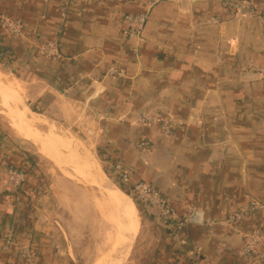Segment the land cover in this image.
I'll use <instances>...</instances> for the list:
<instances>
[{
	"label": "crops",
	"instance_id": "obj_1",
	"mask_svg": "<svg viewBox=\"0 0 264 264\" xmlns=\"http://www.w3.org/2000/svg\"><path fill=\"white\" fill-rule=\"evenodd\" d=\"M151 2L0 0V15L23 27L22 36L0 32V53L45 120L87 130L103 158L157 188L186 219L176 235L143 216L149 264H264V246L243 252L246 233H264V22L254 16L264 0ZM139 13L148 16L140 36L125 35V16ZM49 40L56 58L40 51ZM145 114L177 125L163 136L140 122ZM1 123L0 264H25L24 247L36 264H75L77 242L62 229L74 222L38 216L50 172ZM6 166L27 171L21 192L5 184ZM252 203L259 208L225 222Z\"/></svg>",
	"mask_w": 264,
	"mask_h": 264
},
{
	"label": "rangeland",
	"instance_id": "obj_2",
	"mask_svg": "<svg viewBox=\"0 0 264 264\" xmlns=\"http://www.w3.org/2000/svg\"><path fill=\"white\" fill-rule=\"evenodd\" d=\"M10 67H11V63L4 65L0 62V75L2 82L1 84H3L6 87H7L6 84L8 83L16 86L17 91L19 92L18 100L16 103L21 102L22 107L19 108L18 106H16V109L18 111L17 110L14 111L15 115L14 112L10 113V109H8L10 108L9 107L10 105L7 106L11 102L10 94L7 92V94L0 95V122H2L1 124L3 127V131L14 140H17L20 146L26 148L30 152V155H32L35 158V163L38 164L39 167H42L43 172L46 171L50 172V175L46 173L43 179V182L45 184L44 185L45 194H48L47 195L48 199L45 201L46 205L43 211H41L38 216L45 215L48 217V220L51 221L52 223L54 220H57L55 216L59 217L60 220L62 218L63 219L65 218L70 222H74L73 224L74 229L72 230V232L71 231L68 232L65 229V227H63L62 229L65 234L73 233L74 239L72 238V240H75L77 242V245L74 246L73 248L75 253L73 255L75 264H92L94 258L97 256L96 252L100 253L102 248L104 249L105 246L104 245L105 232L103 231V229L105 226L104 219L107 216L108 210L107 211L106 210L102 211V210L106 209L104 206L105 205L104 202L108 195V191H105L102 188L98 187L97 185L95 186L94 184L91 183L92 176L87 172L86 168L88 166L86 164L87 163L96 164L98 162L96 165L101 169V171L105 172L104 177L107 179V182L111 183L114 182V180L108 169L109 168V165L107 164L108 160L103 158L101 154H99L100 151L97 149V142L92 143L89 140H87V138L89 137L91 138V135L88 134L87 130L85 129L74 130V128L72 127L63 126L57 122L54 124V122H52L51 120L48 121L45 120L42 117L43 115L42 104L39 105L37 103H34L33 101L32 102L29 101V97L27 93L26 92L24 93L25 87L22 86V82L14 78ZM4 101L5 103H3ZM5 104L7 105L5 106ZM23 107L27 108V110H30L33 113L32 115L35 116V118L39 119L40 121H44L46 123V125H44L43 122L34 124V127H32L34 131H36L40 135L42 134L43 137H50L48 134L51 133L50 130H52V132L55 133L58 136V138L62 140L70 139L69 141L73 140V142L79 146V149L82 151V153L86 155L87 160L85 161L78 160L77 162L74 161L73 162L80 164L83 167L84 170L83 172L86 176V177H82L84 180H82L79 176H77V174L74 173L71 166L63 167L60 166V163L56 162L55 160L53 159L50 160L45 156L43 157V155L36 150L33 144L29 142L30 140H26L25 137L21 138L19 134L17 135L18 132L20 133V130L16 125L10 123L8 117L11 118L14 117L16 122L20 125L22 123V121H20L22 119L21 114L24 112ZM4 118L6 121L4 120ZM35 144L38 145L39 143L36 142ZM46 147L48 149V146ZM57 165L60 166V168ZM86 178L89 179L91 182H89ZM72 186L77 187V190H73V188H71ZM52 189L54 191H52ZM123 191L128 195V193L124 189ZM134 205L136 206V204ZM256 207L259 208V206L257 205ZM135 208L138 214L137 216H139L138 217L139 228L137 235H135L136 231L134 234H132V231L130 230L129 227L128 228H126V226L123 227L124 218L119 217L121 221V226L116 233L115 246L113 250L109 253L108 259L110 257V254L115 249H117L119 246L120 247L122 246L125 247L123 249L124 252H126V254L130 250L122 264H149L151 260L150 253L153 249V242L149 240L150 242L145 244L146 232L143 230L141 226L142 224L141 221H143V216H145V213L142 211L143 209L141 208V206L140 207L136 206ZM252 232L257 233L260 238L259 241L255 244V247L264 246V233H260L258 231H252ZM122 236L124 237L123 239L124 241L120 242ZM246 240L247 242L244 246L252 243V239L246 238ZM122 253L123 251L121 253H118L117 255H114L111 264L116 259H118V257Z\"/></svg>",
	"mask_w": 264,
	"mask_h": 264
},
{
	"label": "built area",
	"instance_id": "obj_3",
	"mask_svg": "<svg viewBox=\"0 0 264 264\" xmlns=\"http://www.w3.org/2000/svg\"><path fill=\"white\" fill-rule=\"evenodd\" d=\"M155 2H157V0H152L150 5L153 6ZM221 2H224L228 6L230 5L234 7L246 3V0H221ZM254 16H256V18H258L260 21L264 22V10L254 13ZM147 19L148 16L146 13L126 15L125 21L129 28L124 31V34H132L138 38L144 29ZM22 29L23 27L20 21L11 20L10 18L0 15V32L3 31L6 34L15 37L22 36ZM40 51L48 58H56L59 56L58 45L54 40H49L43 43L40 46ZM0 62L4 65H7L11 63V59L9 56L0 53ZM140 122L150 125H158L161 134L164 136L169 135L172 132V129L177 125L175 121L169 118L161 121L160 123L155 116L149 114L142 115ZM148 145L149 144L147 142H142L138 145V147L140 149H145L148 147ZM107 164L109 165V172L111 173L114 182L127 193L129 192L128 194L139 206H141L145 212H147V214L153 215V218L160 222L165 228L172 230L173 234L177 235L182 230L184 223H186V219H180L176 216L175 211L169 206L166 198L161 192L158 191L157 188L147 183L133 182L131 171L120 162H107ZM5 171L7 174L5 182L7 187L13 190L15 193L21 192L26 182L27 171L25 169L9 166H6ZM256 208V203H252L249 208L240 209L239 211L228 216V219H226L225 222L231 223L238 221L243 217L244 214H247L249 211ZM245 238L252 239V243L247 244L243 248L244 253L250 254L253 252L255 244L260 238L257 233L253 232L246 234ZM180 242L182 245L185 244L184 240H181ZM10 243V235H7L6 245L9 246ZM18 253L19 258L25 264H36V259L29 248L24 247Z\"/></svg>",
	"mask_w": 264,
	"mask_h": 264
},
{
	"label": "bare ground",
	"instance_id": "obj_4",
	"mask_svg": "<svg viewBox=\"0 0 264 264\" xmlns=\"http://www.w3.org/2000/svg\"><path fill=\"white\" fill-rule=\"evenodd\" d=\"M1 83L2 82H1V75H0L1 89H4V91L8 92L10 94V98H11V102L8 105L5 104V106L10 105L9 106L10 108H8V109H10V113H13L15 110H17L16 106L20 107L19 104H21V102L16 103L18 100L19 92L17 91V88L15 85L5 83L7 85V87H6ZM3 103H5V101ZM14 115H15V112H14ZM8 118H9L11 124L16 125L19 128L20 133L18 132L17 135L19 134V136L21 138H24V136H25L26 140H30V142L33 141L32 143L35 146L36 150L39 151V153L42 154L43 157L45 156L46 158H48L50 160L53 159L56 162L60 163V166H63V167L71 166L74 173L77 174V176H79L82 180H84L82 177H86V176L83 172L84 171L83 167L80 164H77L74 162H77L78 153L85 160H87V157L84 153H82V151L79 149V146L77 144H75L73 142V140H71V141H69L70 139H67V140L63 139L62 140V139L58 138V136L55 133H53L52 130H50L51 133L48 134L50 137H43L42 134H41L42 135L41 136L39 133L34 131L32 129V127H34V124H36V123L43 122L44 125H46V123L44 121H40L39 119L35 118V116L30 115L29 113H27V111L23 112L21 114L22 119L20 121H22V123L20 125L16 122L14 117L13 118L8 117ZM19 118H20V116H19ZM4 120H5V118H4ZM10 129H12V128H10ZM47 138L49 141L47 140ZM34 142L35 143L37 142L39 144L36 145ZM38 146H39V148H38ZM46 146H48V149ZM96 164H95V166H92V165L89 166V169H90V173L92 174V176H95L96 180H97L98 175H99V169L97 168L98 166ZM60 166H58V167L60 168ZM87 180L89 182H91L89 179H87ZM91 183L96 186L95 181H93ZM97 186L102 188L105 191H108V195H107L106 200L104 202V204H105L104 206L106 209H104L102 211L108 210L109 214L107 213L106 218L105 219L103 218L105 221V226L103 229V231L105 232L104 249L102 248L100 253L96 252L97 256L94 258V261L92 262V264H111V260L114 258V255L120 250V248H117L111 254L110 259L108 260V255L113 250V248L115 246L116 233L121 226V221H120L119 217H123L125 219L123 227H125V226H126V228L129 227L130 230L132 231V234H133V224H134L136 235H137L138 228H139V219H138L139 216H137L138 214H137V211L135 208L136 206L134 207L133 203L126 196H124L122 193H120L119 191H117L113 188H110L108 186H104L103 183H99V184H97ZM131 219H132V221H131ZM122 238H124V237L122 236ZM122 251H123V253L112 264H122L124 262V259L127 257L128 253L126 254V252H124V250H121L120 253Z\"/></svg>",
	"mask_w": 264,
	"mask_h": 264
},
{
	"label": "water",
	"instance_id": "obj_5",
	"mask_svg": "<svg viewBox=\"0 0 264 264\" xmlns=\"http://www.w3.org/2000/svg\"><path fill=\"white\" fill-rule=\"evenodd\" d=\"M3 94H7V92L6 91H4V89H1V86H0V95H3ZM20 105V108L22 107V105L21 104H19ZM23 109H24V112H26L27 111V113H29L30 115H32L33 113L30 111V110H27V108H25V107H23ZM30 142V141H29ZM32 143V142H31ZM33 144V143H32ZM34 146V145H33ZM35 147V146H34ZM78 160H82V161H85V159H83L80 155H79V153H78V157H77V161ZM88 167L86 168V170H87V172L92 176V174L90 173V169H89V166H95V164H92V163H87L86 164ZM98 169H99V175H98V179L96 180V177L95 176H92V178H91V181L93 182V181H95V184L97 185V184H99V183H103L104 184V186H108V187H110V188H113V189H115V190H117V191H119L120 193H122L124 196H126L132 203H133V205L134 204H136V206H139L136 202H135V200L129 195H127L124 191H123V189L122 188H120L117 184H115L114 182H107V179L104 177V174H105V172L104 171H101V169L99 168V167H97ZM134 207H135V205H134ZM134 242V241H133ZM133 245V244H132ZM132 247V246H131ZM129 253V252H128Z\"/></svg>",
	"mask_w": 264,
	"mask_h": 264
},
{
	"label": "trees",
	"instance_id": "obj_6",
	"mask_svg": "<svg viewBox=\"0 0 264 264\" xmlns=\"http://www.w3.org/2000/svg\"><path fill=\"white\" fill-rule=\"evenodd\" d=\"M29 158H31V157H29ZM129 193V192H128ZM140 207V206H139ZM141 209V208H140ZM145 214H147L144 210H142Z\"/></svg>",
	"mask_w": 264,
	"mask_h": 264
}]
</instances>
